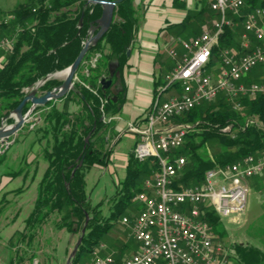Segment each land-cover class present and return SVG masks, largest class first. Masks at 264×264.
Masks as SVG:
<instances>
[{
    "label": "trees",
    "instance_id": "obj_1",
    "mask_svg": "<svg viewBox=\"0 0 264 264\" xmlns=\"http://www.w3.org/2000/svg\"><path fill=\"white\" fill-rule=\"evenodd\" d=\"M197 1L200 6L188 10L183 19L171 24L169 29H177L178 35L186 38L218 17V13L210 7L212 0ZM174 2L179 4V0ZM256 7H264V0H244L239 14L230 13L235 26H225L218 43L220 48L235 47L233 50L241 52L240 43L236 39L240 38L245 15ZM137 9L133 0L117 3L109 28L86 51L76 70L77 79L73 87L58 99L77 102V110L60 108L54 100L35 107H49L42 113L43 125L36 128L39 131L35 130L43 134L37 140L45 139L48 143L43 149L47 165L38 182L32 210L24 219L23 229L15 233V241L13 237L9 239L8 246L13 253L11 264H21L20 244H27L28 248L49 220L53 221L57 229L68 232L81 234L84 227L81 242L71 260V264H78L81 256L90 257L88 253L93 246L100 242L118 220L122 221L125 214L131 213L132 204L136 213L139 211L133 196L144 190L143 176H152L158 170V164L152 157L138 159L134 147L116 193L107 200L111 205L106 214L101 209L104 200L93 204L86 192L87 172L95 166L108 163L110 144L104 139L106 132L112 131L116 136L118 134L111 123L104 121V115H116L125 102L123 67L128 60L127 50L131 48L137 31ZM101 13V4L89 3L88 0H28L12 9L0 10V15L14 17L8 23L0 24V37L12 39L10 48L0 49L4 55L0 66V125L3 120L13 122L10 114L27 94L28 88L49 74L71 65L83 47L89 28L96 24ZM95 53L100 54L95 65L85 66ZM213 54L216 59L218 48L213 50ZM111 62H116L115 72H118L120 81V86L114 91L113 84L103 90L100 83L102 77L109 76ZM85 67L87 74L83 73ZM259 67L263 68L262 65ZM252 72L243 79L244 82L254 81L251 78ZM262 81L264 85V70ZM61 83L56 78H47L39 86V90L45 92ZM158 85L157 79L154 82V95L159 92ZM214 100L217 109H212L214 103L205 102L177 118L196 124L187 133L183 144L173 151L172 157H189L188 162L184 157L185 164L174 178V188H181V184L201 182L206 170L236 162L246 155H256L264 150V92L252 99L240 97V109L233 107L224 92L219 93ZM27 108L28 104H25L23 110L26 111ZM246 118H256L260 123L243 128ZM87 135L89 138L86 141ZM118 141L117 139L114 145ZM211 142L219 144L221 149L212 158L204 159L199 148ZM5 153L6 150L0 153V160ZM18 171L21 172L17 170L13 174H19ZM21 190L19 188L16 191ZM135 216L134 214L131 218ZM206 216L221 234L220 216L212 208H206ZM133 242L136 250L134 238ZM233 247L236 253L234 264H264V250L260 247L244 243Z\"/></svg>",
    "mask_w": 264,
    "mask_h": 264
},
{
    "label": "built area",
    "instance_id": "obj_2",
    "mask_svg": "<svg viewBox=\"0 0 264 264\" xmlns=\"http://www.w3.org/2000/svg\"><path fill=\"white\" fill-rule=\"evenodd\" d=\"M243 4L244 0L212 1L211 7L218 17L210 27L189 40H179L183 55L164 86V89L178 87L177 93L164 100L157 93L143 120L128 125L138 138L135 156L140 160L154 158L158 170L145 180L144 190L133 196V201L141 203L131 223L137 249L118 264H154L161 259L166 264H229L225 247L206 220V208L213 205L221 217L242 212L248 194L244 181L263 171L264 152L208 169L203 184L183 188H174L173 184L185 158L172 154L196 124L178 121L179 116L214 100L221 92L235 109L241 108L240 97L252 99L264 92L263 84L243 81L253 68L264 64V44L253 47L250 44V36L264 41V7H256L245 15L240 34L241 52L225 47L218 49L216 59L213 54L225 26L232 25L227 13L239 14ZM12 18V15H0V24ZM11 46V38L0 37V48L7 50ZM170 53L174 55V51ZM250 124L259 123L246 118L243 128ZM122 222L129 221L124 216ZM94 264L117 263L111 256L97 255Z\"/></svg>",
    "mask_w": 264,
    "mask_h": 264
},
{
    "label": "rangeland",
    "instance_id": "obj_3",
    "mask_svg": "<svg viewBox=\"0 0 264 264\" xmlns=\"http://www.w3.org/2000/svg\"><path fill=\"white\" fill-rule=\"evenodd\" d=\"M27 1L28 0H0V10H9L14 8L18 4ZM150 1L133 0L135 7L138 8L137 9L138 19L139 17L143 18V16L147 13V10L152 5ZM188 1H190V4H192L190 8H189L190 4L188 5V8L186 7L187 3H189ZM178 3L179 4L176 5L173 0L174 6L181 7V4H183L182 8L186 10V12L188 10L198 8L200 6V3H197L195 0H179ZM230 13L231 14H235V13L233 12L227 13V16L232 20ZM212 22L213 20L210 23H206L205 25L202 26L200 30H196L194 33L190 34L186 38L179 36L177 33V29H171L170 38L172 39H170L168 42H165L164 46H162L161 49L159 48L157 50V54L155 55V63H157L159 68H157L156 70L155 78L159 80L158 86L160 88L158 87L159 89L158 93L161 94L162 100L169 98L178 91V87L167 86L164 89V86H166L167 78L177 68L178 63L181 60V56L183 55V49L181 47L179 40H189L190 38L199 35L203 30L208 29ZM170 25L171 24H167V28H169ZM231 26H235L233 21ZM90 29L91 27L89 28L87 37L83 41V45L86 40H88L89 38L93 37L96 34L95 31H97V28H95L93 32ZM242 33H243V29L240 31V34ZM236 41H238L241 46L242 43L241 39L240 38L236 39ZM219 43H220V39H219ZM257 43L264 44V41L262 42L256 41L252 36H250L251 47H253ZM90 45H93V41L90 42ZM229 49H236V48L232 47ZM105 51L107 52L108 50L105 49ZM128 51L129 54L127 56L129 57L131 48L128 49L127 52ZM170 51H174V55L170 53ZM99 57H100L99 53L92 54L91 57L88 59V62L85 63V66L86 65L94 66ZM261 65L263 66V68L257 66L252 69L253 72L251 74V78L254 80L252 82L263 84L262 79H263L264 64ZM126 67H127V62L123 67V73ZM111 69H113L114 71L113 74H115L116 62L112 63ZM63 70L49 74L48 78H56L58 80L63 81L65 77V73L63 72ZM83 73L87 74L86 67L83 70ZM104 77L105 79L109 78V76H104ZM76 79L77 77L75 76L74 81ZM43 82H44L43 79L37 81L32 87L27 89V93H30L31 91L35 90V94L37 96L42 95L44 92L39 90V86ZM163 83H165L164 86ZM116 84L117 87L120 86L119 78L116 79ZM114 89H115L114 86H112L113 91ZM125 92H126V85H125ZM154 96L155 95L153 94V98ZM59 98H53L50 100H54L57 106H59L60 108L67 109L68 111H75L78 109L79 105L77 102L74 101L65 102L62 100H58ZM210 103L212 104L214 103L212 109H217L216 100H212L210 101ZM26 104H28V108L26 111L23 110V114H25L31 107L30 102H27ZM45 104H47V102ZM45 104H42V106ZM35 107L26 116L25 121L23 125L20 127V129L10 134L7 139L0 141V153L6 150L4 158L0 160V264H11L13 253L8 246L9 239L10 237H13V240L15 241L16 238L15 233L23 229L24 219L32 210L34 200L37 196L38 182L47 165V162L43 157V149L45 146H47L48 143L46 142L45 139H42L41 141L37 140V138L43 134L41 132L40 133L36 132L39 131L36 128L37 127L39 128L43 125L41 116L42 113L46 111L49 107L46 106L38 109ZM10 116L13 118V122L7 123L5 120H3L0 126H2L3 128H7L8 125L14 124L17 120V117L13 112H11ZM115 118H118L117 115H112V116L104 115V121L107 122L108 124L111 123L114 126L115 131L118 132V134L116 133L117 136L114 133H112V131H107L105 134L104 139L110 144L109 147L110 154L108 157V163L105 165L95 166L91 170H89L86 174V192L88 194V197L90 198V201L93 204L97 203L100 200L102 201L104 200V203L101 206L102 212L104 214L108 212V208L111 205V203L107 200L116 193V189L120 185V182L124 176V169L127 159L131 151L133 150V147L135 153V148L138 142L137 135H135L129 130L128 125L131 122L137 120H143V117H141L134 121L128 122L126 127H121L116 129ZM185 123L192 124L190 122H185ZM258 123L260 122L258 121ZM122 134H126V135L123 137ZM127 134H132V135H127ZM88 138L89 135H87L86 141L88 140ZM117 139L119 141L115 144L116 145L115 146L114 142ZM118 149H122L125 152L124 153L118 152ZM220 149L221 146L219 144H214L211 142L210 144H206L205 146L200 147L199 151L201 152L200 155L204 159H206L207 157L212 158L214 154L217 153ZM263 152L264 150L262 152L257 153L255 156H260ZM249 155H253V154H249ZM183 157L187 158L186 159L187 162L189 161V157H186L184 155ZM80 164L81 161L79 162V165ZM17 170H21V172L18 171L20 173L14 175L13 173L16 172ZM263 172L264 169L260 174L247 177L245 179L244 183L248 187V194H247V205L242 212L237 214H231L227 217H221L217 213L216 209H214L213 205H208L207 207L214 209V211L221 218L222 221V226L220 227V230L222 231L221 234H219L214 229V227L211 225V223L207 218L206 220L212 226L213 229L212 231L217 235L218 240L225 247V251L229 259L228 260L229 264H233V262L235 263V259H236V253L233 245L238 243L255 245L252 237L251 239L249 237L253 235V231H254L253 223L255 222V219L262 212L263 199L261 197V194L257 192V190L254 187H250L249 189V186L252 183L255 184L256 178L261 176ZM151 177H152L151 175L143 176L144 182L145 180ZM201 184H203V180L201 182H194L189 185L181 184V188L188 186L189 187L200 186ZM19 188H22V190L16 191ZM134 203L138 206V209L140 210L141 203L136 201H134ZM133 206L134 205L132 204L131 213L125 214V217H127L129 222L125 224L121 220H118V222L109 230V232L100 240V242L97 245L93 246L92 251L88 253L90 257L87 255L81 256L79 258L78 264H94V260L97 255L111 256L118 264L123 257L129 256L135 251L134 242L132 238L133 237L132 229H131V223L134 218L132 219L131 217L132 215L134 214L136 215L137 213L133 208ZM82 234H83L82 232L81 234L75 232H68L65 229L59 230L54 226L53 221L49 220L47 223L43 225L42 230H40V232L34 238V240L31 242L28 248H27V244L24 243L20 244L19 256H22L21 264H71L72 258L69 259L70 253L74 248L78 238ZM30 255H32V258H29ZM154 264H166V263L164 260L161 259L156 261V263Z\"/></svg>",
    "mask_w": 264,
    "mask_h": 264
},
{
    "label": "crops",
    "instance_id": "obj_4",
    "mask_svg": "<svg viewBox=\"0 0 264 264\" xmlns=\"http://www.w3.org/2000/svg\"><path fill=\"white\" fill-rule=\"evenodd\" d=\"M195 1L198 3L197 0ZM150 2L152 5L147 13L143 18L139 17L136 35L131 44V52L127 60V67L124 69L125 102L120 112L116 114L118 117L115 118L116 129L126 127L128 122L144 116L153 98L154 82L157 80L155 75L159 66L155 63V55L157 50L164 46L165 42L172 39L170 38L171 29L167 28V24L179 23L186 14V10L182 7L173 5V0H151ZM188 2L187 8L190 4V1ZM191 5H189V8ZM3 60L4 55L0 51V66ZM125 135L122 134L123 137ZM118 152L124 153L125 151L118 149ZM255 181V184L252 183L248 186L249 189L254 187L261 194L263 209L253 223V235L249 238L252 237L254 244L264 250V172Z\"/></svg>",
    "mask_w": 264,
    "mask_h": 264
},
{
    "label": "water",
    "instance_id": "obj_5",
    "mask_svg": "<svg viewBox=\"0 0 264 264\" xmlns=\"http://www.w3.org/2000/svg\"><path fill=\"white\" fill-rule=\"evenodd\" d=\"M121 1L122 0H88L89 3H99L102 6L101 16L96 20V25L91 26L90 29L93 32L95 28H97L98 30L96 34L84 42V45L80 50L79 54L77 55V57L75 58V60L71 63V65H69L67 68L63 70V72L65 73V77L59 86L44 92L40 96H37L34 90L31 91L30 93H27L23 97V99L20 101L17 107L12 111L17 117L16 122L12 125H8L7 128H3L2 126H0V141L7 139L10 134L20 129V127L23 125L25 121L26 116L31 112V110L36 105H42L45 104L50 99L62 97L73 87L76 70L80 62L82 61L86 51L88 50L90 42L93 41V44H95L96 41L100 38V36L109 28L112 22L113 10L116 4ZM128 54L129 51L127 52V55ZM113 72H114L113 69L110 68L109 78L108 79H105V77L101 78L100 83H101V88L103 90H105L111 85L112 82L111 77L113 76ZM48 76L45 79H47ZM45 79H43V81ZM27 102L31 103V107L25 114H23V107ZM87 218L88 216L86 215V221ZM81 232L82 233L84 232V227L81 229ZM80 242H81V236L78 238L74 248L72 249L69 259H71L75 255Z\"/></svg>",
    "mask_w": 264,
    "mask_h": 264
},
{
    "label": "flooded vegetation",
    "instance_id": "obj_6",
    "mask_svg": "<svg viewBox=\"0 0 264 264\" xmlns=\"http://www.w3.org/2000/svg\"><path fill=\"white\" fill-rule=\"evenodd\" d=\"M112 63H113V62H111V63L109 64V72H110V68H111ZM115 75H116V76H115ZM117 78H119V74H118V72H117V73L115 72V74H113V76L111 77V80H112L111 84H113V86H114L115 89L117 88V84H116V79H117Z\"/></svg>",
    "mask_w": 264,
    "mask_h": 264
},
{
    "label": "bare ground",
    "instance_id": "obj_7",
    "mask_svg": "<svg viewBox=\"0 0 264 264\" xmlns=\"http://www.w3.org/2000/svg\"><path fill=\"white\" fill-rule=\"evenodd\" d=\"M218 43H219V41L216 42V48H218V49H225V47H224V48H220V47L218 46Z\"/></svg>",
    "mask_w": 264,
    "mask_h": 264
}]
</instances>
